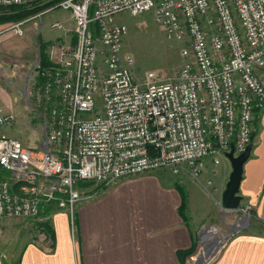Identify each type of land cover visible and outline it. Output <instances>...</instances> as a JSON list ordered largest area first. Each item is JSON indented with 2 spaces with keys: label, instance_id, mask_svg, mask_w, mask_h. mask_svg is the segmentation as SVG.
<instances>
[{
  "label": "built area",
  "instance_id": "built-area-1",
  "mask_svg": "<svg viewBox=\"0 0 264 264\" xmlns=\"http://www.w3.org/2000/svg\"><path fill=\"white\" fill-rule=\"evenodd\" d=\"M41 0H0V7ZM73 20V42L47 45L36 63L31 108L43 139L25 145L8 135L16 114L0 106V219L28 221L37 243L48 234L47 204L73 211L80 182L106 189L119 179L167 168L197 179L211 158L244 150L264 109V0H58ZM151 11L168 38L183 41L185 62L157 78L134 76L123 52L121 13ZM21 22L14 24L23 33ZM53 28L67 29L60 20ZM17 186V190L12 186Z\"/></svg>",
  "mask_w": 264,
  "mask_h": 264
},
{
  "label": "crops",
  "instance_id": "crops-1",
  "mask_svg": "<svg viewBox=\"0 0 264 264\" xmlns=\"http://www.w3.org/2000/svg\"><path fill=\"white\" fill-rule=\"evenodd\" d=\"M254 130L239 192L264 221V109ZM5 132L17 136L13 127ZM224 158L220 168L213 161L207 167L218 177L231 169ZM81 187L72 219L67 210L45 206L47 247L35 241L41 236L30 222L0 219V264H181L178 251L190 248L192 229L178 213L180 195L168 177L153 170L106 189L91 182ZM208 264H264V232L256 227L232 236Z\"/></svg>",
  "mask_w": 264,
  "mask_h": 264
},
{
  "label": "rangeland",
  "instance_id": "rangeland-1",
  "mask_svg": "<svg viewBox=\"0 0 264 264\" xmlns=\"http://www.w3.org/2000/svg\"><path fill=\"white\" fill-rule=\"evenodd\" d=\"M44 2L46 0L39 4ZM11 11L12 6L0 7L2 13ZM115 19L126 26L122 49L135 58L133 71L137 79H141L147 71H154L157 78L172 75L185 62L180 55L184 42L168 38L155 22L151 11L138 15L124 12ZM53 20L62 21L67 31L51 27ZM17 22L22 23V34L14 29ZM72 27L69 12L51 6L25 19L0 22V106L16 114L12 127L16 137L25 145L38 146L43 139L41 118L30 106L32 86L37 78L36 63L43 58L51 42H73ZM258 74L264 82V67L259 69ZM252 133L254 135L255 130ZM222 161H225L224 156L219 157L217 168L221 167ZM210 162L211 158L205 160V167L197 179L182 170L174 173L167 168L156 169L185 194L184 210L188 219L185 224L191 225L193 246L185 264H208L236 234L256 227L264 232V221L255 217L250 204L241 202L240 207L234 210L220 206L219 189L228 177L226 174L218 177L217 172L211 173L212 169L207 168ZM216 241L219 242L214 245ZM202 250L206 257L201 261L198 256Z\"/></svg>",
  "mask_w": 264,
  "mask_h": 264
},
{
  "label": "water",
  "instance_id": "water-1",
  "mask_svg": "<svg viewBox=\"0 0 264 264\" xmlns=\"http://www.w3.org/2000/svg\"><path fill=\"white\" fill-rule=\"evenodd\" d=\"M253 145V137L238 154H234V146L230 145V149L224 152V156L230 162L231 170L225 182V187L222 190L219 204L223 209L234 210L238 209L242 202V195L240 194V183L243 176V166L245 161L249 158Z\"/></svg>",
  "mask_w": 264,
  "mask_h": 264
},
{
  "label": "trees",
  "instance_id": "trees-1",
  "mask_svg": "<svg viewBox=\"0 0 264 264\" xmlns=\"http://www.w3.org/2000/svg\"><path fill=\"white\" fill-rule=\"evenodd\" d=\"M42 1V0H41ZM34 2L28 6L26 5H13L12 6V10L10 13H2L0 12V22H4V21H8V20H21V19H25L27 17L32 16L33 14L39 13L40 10L44 7L53 5L54 3H56L58 0H46V2L39 4V2ZM48 64V57H47V52L44 53L43 58L40 60V65H46ZM260 110L256 111V116L255 118H258ZM253 135V133H252ZM83 182H80L79 185H83ZM177 190L179 192L180 195V203L178 205V213L180 214V216L182 217L183 221L185 223L188 222L187 219V215L185 213V194L182 191V189H180L179 187H177ZM46 221H44L42 223L43 227H46ZM193 246H190V248L186 249V250H181L178 251V256L181 260V264H185V258L187 257V255H189V253L192 251Z\"/></svg>",
  "mask_w": 264,
  "mask_h": 264
},
{
  "label": "bare ground",
  "instance_id": "bare-ground-1",
  "mask_svg": "<svg viewBox=\"0 0 264 264\" xmlns=\"http://www.w3.org/2000/svg\"><path fill=\"white\" fill-rule=\"evenodd\" d=\"M219 242V241H218ZM217 241L216 242H214V245H217V243H218ZM208 252V251H207ZM199 259H201V261L202 260H204V258L206 257V254H205V252H204V250H202L201 252H200V254H199Z\"/></svg>",
  "mask_w": 264,
  "mask_h": 264
}]
</instances>
